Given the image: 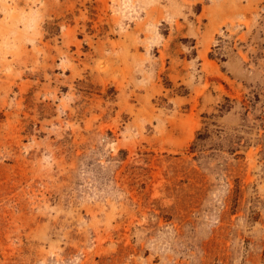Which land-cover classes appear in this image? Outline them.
I'll use <instances>...</instances> for the list:
<instances>
[{
  "label": "rangeland",
  "instance_id": "374dc122",
  "mask_svg": "<svg viewBox=\"0 0 264 264\" xmlns=\"http://www.w3.org/2000/svg\"><path fill=\"white\" fill-rule=\"evenodd\" d=\"M0 264H264V0H0Z\"/></svg>",
  "mask_w": 264,
  "mask_h": 264
}]
</instances>
